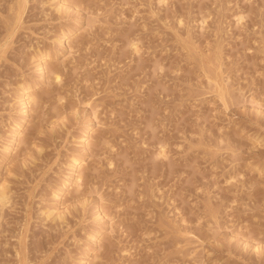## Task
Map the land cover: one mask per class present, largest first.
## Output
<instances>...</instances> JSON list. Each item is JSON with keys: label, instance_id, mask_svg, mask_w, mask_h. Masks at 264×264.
Segmentation results:
<instances>
[{"label": "rangeland", "instance_id": "1", "mask_svg": "<svg viewBox=\"0 0 264 264\" xmlns=\"http://www.w3.org/2000/svg\"><path fill=\"white\" fill-rule=\"evenodd\" d=\"M0 185V264H264V0H0Z\"/></svg>", "mask_w": 264, "mask_h": 264}, {"label": "bare ground", "instance_id": "2", "mask_svg": "<svg viewBox=\"0 0 264 264\" xmlns=\"http://www.w3.org/2000/svg\"><path fill=\"white\" fill-rule=\"evenodd\" d=\"M26 3H27V1H26ZM22 5V4H21ZM67 33V32H66ZM68 34V33H67ZM66 34V35H67ZM61 37H65V33L63 34V36H61ZM60 37V38H61ZM67 37V36H66ZM62 39V38H61ZM67 39V38H66ZM67 41V40H66ZM210 58V57H209ZM40 62V68L39 69H41V70H43L44 68H46V67H44V62L41 60V61H39ZM46 62V61H45ZM39 65V64H38ZM219 66V65H218ZM216 67V66H215ZM221 67V66H220ZM222 69V68H221ZM216 72V71H215ZM214 73V72H213ZM217 73V72H216ZM54 74V73H53ZM217 75V74H216ZM216 75H215V77H216ZM222 76H224L223 75V72H222ZM59 77V74H57V76H56V78H58ZM211 77V76H210ZM59 79V78H58ZM58 79H57V81H58ZM211 80H213L212 78H211ZM215 80H217V79H214V81ZM59 81H60V79H59ZM219 82V81H218ZM226 82V81H225ZM215 83V82H214ZM219 87H221V85L219 86ZM224 87V86H223ZM219 89V88H218ZM221 89H222V87H221ZM218 93H219V91H217ZM26 93V92H25ZM224 93V92H223ZM25 96H26V98L24 99V105H25V107H28L29 105H30V103H31V99H33V96H31L30 97V95L29 94H25ZM223 96L224 95H222V98H223ZM35 98V97H34ZM34 100V99H33ZM32 100V101H33ZM34 102V101H33ZM32 104V103H31ZM23 105V104H22ZM25 107H24V109H25ZM22 111H23V109H21ZM29 110V109H28ZM27 111V110H26ZM28 113V112H27ZM18 124V123H17ZM18 127V126H17ZM20 128V127H19ZM17 132V131H16ZM20 132V131H19ZM87 142V141H86ZM85 142V143H86ZM73 163V167H75L76 169H78V167H79V164H78V161H77V159H74V161L72 162ZM80 163V162H79ZM81 172V171H80ZM73 173V172H72ZM75 175V174H74ZM76 185H78L77 184V182L79 183V181H81V177L79 176V174H77L76 175ZM74 182V181H73ZM81 183V182H80ZM79 183V184H80ZM77 188H79V185H78V187ZM6 189V188H5ZM5 189L2 187V185H0V201H4L5 199H6V196H7V194H6V191H5ZM94 236H96L95 234H94ZM100 237V236H99Z\"/></svg>", "mask_w": 264, "mask_h": 264}]
</instances>
